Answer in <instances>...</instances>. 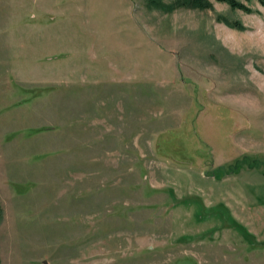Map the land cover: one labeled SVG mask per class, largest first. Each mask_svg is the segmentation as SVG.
<instances>
[{"label":"rangeland","instance_id":"obj_1","mask_svg":"<svg viewBox=\"0 0 264 264\" xmlns=\"http://www.w3.org/2000/svg\"><path fill=\"white\" fill-rule=\"evenodd\" d=\"M210 2L0 0V264H264V6Z\"/></svg>","mask_w":264,"mask_h":264},{"label":"trees","instance_id":"obj_2","mask_svg":"<svg viewBox=\"0 0 264 264\" xmlns=\"http://www.w3.org/2000/svg\"><path fill=\"white\" fill-rule=\"evenodd\" d=\"M182 5H187V6H192V7H197V8H208L211 6V0H179ZM217 2H224L229 7L232 9H240L246 13H251L252 9L246 4V2L250 0H214ZM261 5L264 6V0H257ZM233 27H241L237 23L236 24H231ZM2 214V209L0 207V217Z\"/></svg>","mask_w":264,"mask_h":264}]
</instances>
